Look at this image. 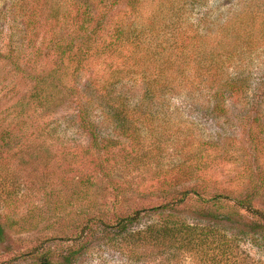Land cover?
I'll return each mask as SVG.
<instances>
[{
  "label": "trees",
  "instance_id": "1",
  "mask_svg": "<svg viewBox=\"0 0 264 264\" xmlns=\"http://www.w3.org/2000/svg\"><path fill=\"white\" fill-rule=\"evenodd\" d=\"M9 1L8 11L14 19L22 17L31 39L32 35L40 36L41 43L48 39L54 49L55 40L65 38L58 63L63 69L72 66L73 83L66 91L79 101L76 114L91 142L103 149L100 170L155 169L156 176L174 168L201 171L219 158L216 152L223 151V158L227 157L224 144L227 149L235 147L243 158V171L249 178L245 190L235 195L207 192V184L194 182L149 208L157 218L145 228H129L142 210L121 216L111 225L103 222L101 243L115 246L130 260L126 264L136 262L140 250L147 247L167 262L188 254L204 264H264L240 246L248 236L264 235V211L253 204L264 188V169L253 173L252 162L246 159L249 147L239 145L245 135V142L255 151L261 153L264 148V0H238L237 8L211 23H207V13L199 15L203 17L197 22L192 20L193 11L207 0ZM121 5L125 9L118 16L113 11ZM93 57L100 59L101 72L79 84L78 73L87 70ZM60 70L53 69L49 75L54 77ZM36 77L45 81L44 76ZM174 97L190 101L193 107L202 106L212 123L211 131L196 128L198 124L192 121L181 127V115L172 118L169 112ZM0 114L3 203L32 171L50 164L54 157L34 153L42 145V151L48 149L38 141L51 135L48 127L25 132V118L10 119L1 110ZM104 127L110 128L107 135H102ZM227 158L240 160L234 155ZM113 176L107 174L110 179ZM192 197L200 201L199 206L177 209ZM190 215L202 223L188 221ZM221 222L232 225L233 231H223ZM86 230L85 236H93L91 226ZM4 241L0 221V243ZM86 242H90L87 237ZM75 253L68 249L55 258L50 251L41 252L35 255L36 264H73Z\"/></svg>",
  "mask_w": 264,
  "mask_h": 264
},
{
  "label": "rangeland",
  "instance_id": "2",
  "mask_svg": "<svg viewBox=\"0 0 264 264\" xmlns=\"http://www.w3.org/2000/svg\"><path fill=\"white\" fill-rule=\"evenodd\" d=\"M9 2L0 0V110L10 119L25 118V132L39 126L48 127L52 131L51 135L38 140L48 149L42 151L45 149L42 145L34 153L40 157L54 158L50 164L32 171L30 178L20 184L12 198L0 203V221L5 229V241L0 243V264H36L35 255L41 252L50 251L57 258L68 249L76 250L73 264L130 263L115 246L101 243L103 222L111 225L121 216L142 210L139 219L129 228H145L157 218L148 211L149 208L162 204L171 194L175 195L194 182L207 184V192L216 190L235 195V191L246 189L249 178L243 171V158L235 147L227 149L226 144L223 146L229 151L227 157L234 155L240 158L239 161L225 157L226 160L223 158L225 153L220 151L219 154L216 152L219 158L201 171L192 167L174 168L156 176L153 173L157 171L155 169H150V172L100 170L98 165L99 159L104 156L103 149H98L91 142L76 114L79 101L72 96L71 91H66L73 83L72 66L63 69L58 63L65 38L55 40L57 49H53L54 44L48 39L42 43L40 36L32 35L31 39L22 17L16 16L14 19L8 11ZM238 5V0H207L202 8L197 7L193 11L195 15L192 20L197 22L199 17L207 13V23H211L214 19H222ZM124 9V5H121L113 12L119 16ZM14 46L18 50H13ZM12 53L18 58L12 60ZM88 63L87 70L76 77L79 84L91 78L95 72H101L100 59L93 57ZM53 69L61 70L52 77L49 73ZM36 74L44 76L45 81L40 82ZM36 94L41 96L36 97ZM191 105L190 101L182 97H174L169 112H173L172 118L181 115V127L192 121L198 124L196 128L210 132L212 123L202 110L203 107ZM17 112L20 115H16ZM109 129L104 127L102 135H107ZM241 138L239 145L249 147L246 159L252 162L253 173L264 169V148L261 149V156L254 146L250 147V143L245 142V135H241ZM23 139L17 138L16 141L22 142ZM25 141L35 140L27 138ZM257 156L260 159L254 160ZM107 174L114 175L113 180ZM202 174L208 178L207 182H202ZM262 177L264 179V174ZM198 204L200 201L192 197L178 204L177 209L192 210ZM253 204L264 211V188L256 194ZM188 221L202 223L196 217L191 218V215ZM221 223L223 231H233L232 225L230 227L228 223ZM87 226L92 227L93 236H85ZM86 237L90 240L88 244H84ZM250 237L240 242L242 250L251 258L264 260V235L258 232L255 237ZM148 249L151 250L150 247L140 250V258L132 263L204 264L203 260L189 257L188 254L169 262L163 261L165 258L149 253Z\"/></svg>",
  "mask_w": 264,
  "mask_h": 264
}]
</instances>
